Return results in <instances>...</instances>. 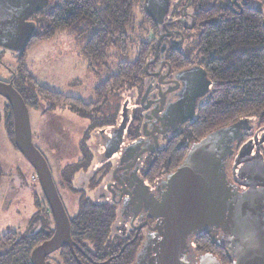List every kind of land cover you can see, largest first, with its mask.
<instances>
[{"label":"flooded vegetation","instance_id":"flooded-vegetation-1","mask_svg":"<svg viewBox=\"0 0 264 264\" xmlns=\"http://www.w3.org/2000/svg\"><path fill=\"white\" fill-rule=\"evenodd\" d=\"M257 4L254 0L171 1L158 33L168 36H164L157 51L156 41L154 56L149 60L154 62L145 69V90L140 97L126 99L120 110L114 111L119 116L108 130L97 138L91 137L82 158L68 165L71 183L58 185L54 179L71 224L72 244L47 256L46 262L155 264L158 229L165 226V219L156 213V206L162 203L173 174L185 163L193 147L199 145L200 148L201 142L213 132L210 144L206 142L203 146L218 150L219 176L215 187L221 197L225 219L223 224L208 227L188 240V260L191 264H199L203 257L213 256L221 264H233L238 224L252 223L258 218L264 227V118L242 117L197 141L183 143L184 158L162 160L157 157L161 151L170 150L175 142L173 139L194 123L203 102L217 85L209 81L205 61L200 58L196 46L200 32L197 28L203 25L201 15L219 11L218 16L241 15L250 7L264 13L262 6ZM172 49L179 50V56L188 62L187 65L182 63L178 65L181 67H176L173 64ZM198 74L203 75L201 80H197ZM149 88L144 107H141ZM176 113L181 115V120ZM9 116L6 106L0 122L11 142L7 127ZM133 120L139 121L137 130L136 125H132ZM145 120L148 122L147 137L141 135ZM131 129H134L132 133ZM2 175L0 167V179ZM34 177L37 179L36 175ZM40 195H35L36 211L29 218L27 230L19 234L36 232L41 238L37 247L55 233V220L42 189ZM68 198L72 200L71 205L74 203L73 214L67 207H71L66 202ZM206 245L213 250H206Z\"/></svg>","mask_w":264,"mask_h":264},{"label":"trees","instance_id":"trees-1","mask_svg":"<svg viewBox=\"0 0 264 264\" xmlns=\"http://www.w3.org/2000/svg\"><path fill=\"white\" fill-rule=\"evenodd\" d=\"M144 3L145 0H50L48 8L31 19L36 28L35 36L19 54L20 68L11 80L29 111L38 110L45 103L42 109L46 113L63 108L82 118H90L93 125L88 129V139L108 130L119 114L114 113L113 119L106 120L102 115L111 110L110 107L119 111L126 99L140 97L145 90V65L154 56L160 28L146 14ZM256 9L250 7L241 15L218 16L216 13L220 11L201 15L203 25L197 28L200 32L196 46L205 61L209 81L217 85L203 102L194 123L173 139L170 150L159 153V159L184 158L185 149L181 144L197 141L242 117L264 118V13ZM62 33L76 41L86 71L100 80L95 88V103L87 104L81 98L66 96L40 83L24 66L32 44L55 39ZM135 47H138V57L127 61ZM178 53L179 50L170 51L173 64L176 67H181L178 65L182 63L187 65ZM7 108L10 113L7 127L17 149L8 102ZM132 122L137 130L139 121ZM71 175L67 173L64 178L67 184L71 183ZM40 240L36 232L23 236L8 233L1 241L0 264H31V253ZM205 249L213 250L207 245Z\"/></svg>","mask_w":264,"mask_h":264},{"label":"water","instance_id":"water-1","mask_svg":"<svg viewBox=\"0 0 264 264\" xmlns=\"http://www.w3.org/2000/svg\"><path fill=\"white\" fill-rule=\"evenodd\" d=\"M171 1L145 0L146 14L156 24H162L170 10ZM49 5L50 0H0V48L21 53L35 36L36 28L32 17ZM164 36L158 38L156 51ZM155 56L157 57V54ZM153 62H148L145 69L147 70ZM201 87L204 88L205 85L202 83ZM149 90L150 88L144 94L141 107H144ZM0 97L11 107L15 146L33 168L55 220L53 237L32 251L31 263L50 264L46 262L47 256L63 246L72 244L69 217L50 166L33 142L30 111L12 81L9 83L0 81ZM192 97L195 98L194 95ZM192 115L195 116V111ZM176 116H179L178 119L181 117L177 113ZM147 123L145 120L142 125L141 135L144 137H147L145 133ZM213 133L201 142L200 148L199 145L193 147L185 163L173 174L169 191L163 196L162 203L156 206V213L165 219V226L158 229L159 239L154 247L155 264H191L186 254L188 240L208 227L224 223L221 197L215 187L219 176L218 150L203 146L206 142L210 144ZM158 148L159 141L156 143V150ZM262 171L264 172V164ZM261 222L257 218L252 223L238 224L233 264H264V227ZM199 264L221 263L215 257L207 256L203 257Z\"/></svg>","mask_w":264,"mask_h":264},{"label":"rangeland","instance_id":"rangeland-1","mask_svg":"<svg viewBox=\"0 0 264 264\" xmlns=\"http://www.w3.org/2000/svg\"><path fill=\"white\" fill-rule=\"evenodd\" d=\"M257 1L264 10V0H254L256 4ZM137 52L138 47H135L127 61H134L138 57ZM19 54L10 50H3L0 54L1 82H11L18 73L21 61ZM24 66L40 83L66 96L81 98L87 104L97 101L95 88L100 80L86 71L76 41L66 33L59 34L55 39H44L32 44L26 53ZM196 78L201 80L202 75L198 74ZM6 106L7 101L0 97V117ZM45 106L43 103L38 110L31 109L29 112L33 142L47 160L57 184H65L66 174L71 173L68 165L82 158L81 150L89 142L86 135L93 122L90 118H82L63 108L46 113L42 109ZM110 109L102 115L104 120L113 119L114 109ZM5 135L3 123L0 122V167L3 174L0 179V251L5 235L10 232L22 234L27 230L29 218L36 211L35 195L41 192L34 170ZM70 199L66 202L71 205ZM41 204L44 205V202ZM67 207L73 214L74 203Z\"/></svg>","mask_w":264,"mask_h":264}]
</instances>
